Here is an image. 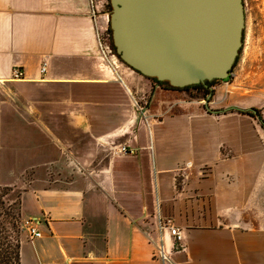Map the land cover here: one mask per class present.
<instances>
[{"label": "crops", "instance_id": "crops-1", "mask_svg": "<svg viewBox=\"0 0 264 264\" xmlns=\"http://www.w3.org/2000/svg\"><path fill=\"white\" fill-rule=\"evenodd\" d=\"M90 7L0 0V186L42 232L21 264H264V124L241 113L264 120L263 63L238 57L212 113L197 89L103 72ZM159 213L184 236L163 230L166 263Z\"/></svg>", "mask_w": 264, "mask_h": 264}, {"label": "water", "instance_id": "water-1", "mask_svg": "<svg viewBox=\"0 0 264 264\" xmlns=\"http://www.w3.org/2000/svg\"><path fill=\"white\" fill-rule=\"evenodd\" d=\"M112 43L120 60L173 88L213 85L230 76L246 25L243 0H109ZM264 124L255 109H248Z\"/></svg>", "mask_w": 264, "mask_h": 264}, {"label": "rangeland", "instance_id": "rangeland-1", "mask_svg": "<svg viewBox=\"0 0 264 264\" xmlns=\"http://www.w3.org/2000/svg\"><path fill=\"white\" fill-rule=\"evenodd\" d=\"M101 1H103L104 3V7H102L101 9L102 13H105V15L110 16L111 14L110 1L109 0H98L99 3ZM243 1L245 5L244 13L246 17L245 18L246 25H245L244 37H243L244 44L240 50L239 60H237V62L238 61L242 62V60L244 61L245 58H250L251 60L256 59L257 60L256 62H260L264 64V0H243ZM263 64H261L263 66L262 67L263 72H262V77L260 78L262 82H264V65ZM235 66L233 67L232 71L234 72V75L236 76V72L234 71ZM126 67H129V66H127L126 64L124 65L122 64V69ZM235 76H232V78L228 80L229 83L228 84L226 83L227 88H231L230 86L232 82L234 81ZM210 92L211 90H207V91L199 90L198 92H196V95H200L201 99L205 101ZM213 95L210 98V102L213 101ZM227 96H228L227 94H224V98H226ZM261 110L263 109L262 108L257 109V111H259L262 117ZM251 118L261 123L260 120L257 119L255 116ZM30 180L31 179H25L23 180V182L28 184ZM22 194H23L22 187H18V185L3 186V187L0 186V212L10 214L8 215V220L11 223L16 222L17 225L19 224L22 230L21 236L23 234H26L28 238L31 240V238L28 235L29 232L24 228V225H23L24 222L28 220L29 218L23 220L22 219L23 217L21 215ZM0 221L1 222L4 221L3 218L0 217Z\"/></svg>", "mask_w": 264, "mask_h": 264}, {"label": "built area", "instance_id": "built-area-1", "mask_svg": "<svg viewBox=\"0 0 264 264\" xmlns=\"http://www.w3.org/2000/svg\"><path fill=\"white\" fill-rule=\"evenodd\" d=\"M90 13L91 17L94 20V26L96 30L97 35V44H98V50H99V58H100V67L103 70V72H108L113 78L119 80L120 82H123L122 78V63L120 61V56L115 52V48L112 44V33L110 30V16L105 15V13H102L101 9L104 7L103 1L100 3L98 0H90ZM46 69L44 68V71ZM234 75V72L231 71L230 76H228V80H230ZM13 77L15 79H19L23 77V74L21 70H14L13 71ZM229 83V81L227 82ZM140 105L138 104V108ZM141 109V108H140ZM120 153L123 154H131L136 155V150L134 148H130L127 146H122L120 148ZM157 228L160 232V238L158 239V242L155 244L156 250L159 253L160 259L163 261V263H166L170 260V257L167 255V252L164 248V243L162 241V232L165 229H169L171 234L174 236V247L181 249V242L184 238L180 228L176 227L173 224V221L170 219H165L160 213L157 215ZM24 228L29 232V237L31 239H37L41 237L42 232L40 231L38 227V222L34 218H29L24 222Z\"/></svg>", "mask_w": 264, "mask_h": 264}, {"label": "trees", "instance_id": "trees-1", "mask_svg": "<svg viewBox=\"0 0 264 264\" xmlns=\"http://www.w3.org/2000/svg\"><path fill=\"white\" fill-rule=\"evenodd\" d=\"M150 79H152V78H150ZM152 81H154L160 85H166L170 88H173L168 84V82H160L156 79H152ZM216 81L217 80L209 82L208 85L211 86V85L215 84ZM192 88L197 89L198 91L199 90L207 91L206 87L202 84H198V85H194V86H190V87H186V88H182V89L189 90ZM176 89H178V88H176ZM257 112H258V114H260L259 111H257ZM241 113L247 114L250 117L254 116L252 113H249V111H245V112H241ZM8 215H10V214L0 212V217L3 218V220H4L2 222L0 221V264H21L20 250H21L22 230H21V227L19 226V224L17 225L16 222L11 223L8 220Z\"/></svg>", "mask_w": 264, "mask_h": 264}]
</instances>
